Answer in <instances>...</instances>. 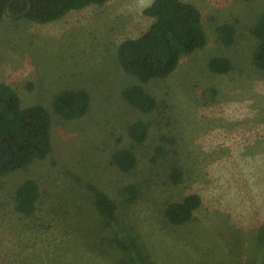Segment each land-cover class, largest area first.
Returning a JSON list of instances; mask_svg holds the SVG:
<instances>
[{"label":"rangeland","instance_id":"374dc122","mask_svg":"<svg viewBox=\"0 0 264 264\" xmlns=\"http://www.w3.org/2000/svg\"><path fill=\"white\" fill-rule=\"evenodd\" d=\"M152 1L108 0L47 23L4 15L0 82L14 87L23 107L47 108L60 162L37 160L0 177V264H264V70L254 63L251 31L264 0H184L201 11L207 43L182 55L170 75L144 84L158 102L145 112L123 95L138 80L117 51L152 24L144 13ZM223 23L236 27L231 45L218 37ZM214 56L229 57L233 69L213 72ZM69 88L91 95L89 111L77 119L54 107L56 94ZM138 120L151 128L141 144L128 133ZM121 147L138 154L131 172L111 163ZM25 178L41 187L31 215L15 206L14 187ZM128 184L138 188L134 202ZM97 189L116 202L115 221L97 211ZM192 193L202 197L193 219L168 223L167 206Z\"/></svg>","mask_w":264,"mask_h":264},{"label":"trees","instance_id":"16d2710c","mask_svg":"<svg viewBox=\"0 0 264 264\" xmlns=\"http://www.w3.org/2000/svg\"><path fill=\"white\" fill-rule=\"evenodd\" d=\"M10 0H0V23L5 6ZM108 0H31L32 8L24 16L39 23L56 20L71 10H80L91 4H102ZM28 0H15L10 6L11 13H21L27 9ZM144 13L154 17V21L142 34L122 40L118 46V59L125 72L136 77L138 82L123 90L126 100L145 112L157 108V99L150 94L144 84L153 78L170 75L177 67L182 55L191 54L203 48L207 37L202 24V14L196 5L184 0H153ZM219 39L226 45L233 44L236 27L232 23L217 26ZM257 38L253 52L255 65L264 70V11L251 29ZM209 68L219 74L233 69L232 60L226 56H214L209 60ZM55 109L67 119L84 116L91 106V95L85 89H64L54 97ZM150 124L144 120L133 122L128 133L136 144L144 143L150 135ZM159 151L165 153L163 147ZM48 160L59 164L52 142V118L47 108L40 104L22 106L19 93L6 82H0V177L28 168L37 160ZM111 163L123 172L137 168L139 157L133 148L121 147L112 153ZM175 182L182 179L181 168L173 169ZM128 201L139 197L135 184L125 187ZM15 206L23 214L31 215L41 196V187L34 178H25L14 187ZM95 204L99 214L108 222L117 219V205L108 192L97 189ZM202 197L198 193L187 195L184 200L170 203L165 216L172 225L190 222L195 211L201 206ZM130 237V236H129ZM264 244V232L260 235ZM129 245L142 254L140 243L129 238ZM140 252V253H139ZM125 264H145L140 260L129 259Z\"/></svg>","mask_w":264,"mask_h":264},{"label":"water","instance_id":"95a60500","mask_svg":"<svg viewBox=\"0 0 264 264\" xmlns=\"http://www.w3.org/2000/svg\"><path fill=\"white\" fill-rule=\"evenodd\" d=\"M13 1H15V0H10V1L6 4V6H5V11H4V15H5V16H10V17H13V18H19V17H21V16H25V15L30 11V9L32 8V2H31V0H28V1H29V5H28V7H27L26 10H24V11L21 12V13H17V14L11 13L10 10H9V6H10V4H11Z\"/></svg>","mask_w":264,"mask_h":264}]
</instances>
